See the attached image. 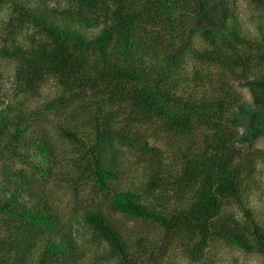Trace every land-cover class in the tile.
<instances>
[{
	"label": "trees",
	"instance_id": "16d2710c",
	"mask_svg": "<svg viewBox=\"0 0 264 264\" xmlns=\"http://www.w3.org/2000/svg\"><path fill=\"white\" fill-rule=\"evenodd\" d=\"M234 1L64 0L48 9L8 0L38 37L0 47L16 63L15 85L37 92L53 80L57 97L40 113L72 122L55 131L70 145L66 163L36 111L0 94V264H86L76 224L102 251L95 257L115 264H172L179 251L204 260L223 246L264 264L252 203L264 159L254 146L264 136V0H249L263 11L255 36ZM235 83L251 88L257 111ZM161 140L169 152L152 144ZM136 155L146 181L125 188V162ZM58 178L77 199L95 197L79 221L38 184Z\"/></svg>",
	"mask_w": 264,
	"mask_h": 264
},
{
	"label": "rangeland",
	"instance_id": "374dc122",
	"mask_svg": "<svg viewBox=\"0 0 264 264\" xmlns=\"http://www.w3.org/2000/svg\"><path fill=\"white\" fill-rule=\"evenodd\" d=\"M33 5L45 6L50 9H63L66 6L64 0H29ZM8 0L0 1V47H12L14 41H22L24 44H29L32 40L38 38L30 28L19 23L17 14L11 12ZM234 9L238 14L240 21L243 24L244 31L252 36L257 34L256 22L263 16V11L254 5L249 0H236L234 1ZM193 63L189 69H193ZM15 70L16 63L12 60L5 59L0 55V94L6 102L10 101L14 105L22 104L28 111H36L39 118L36 119V125L49 132L56 144L61 149V159L67 163L68 156L70 157L71 149L66 140L62 139L55 131L56 126L66 125L72 122L70 116L60 114H50L49 104H53L58 94V87L53 80H47L44 85L39 87L37 92L28 91L23 93L15 85ZM235 88L241 93L243 103L254 107V96L251 88L245 83H235ZM47 109L45 114L40 113L42 110ZM241 132L245 131L244 127L239 128ZM152 144L160 147L163 151L169 152L168 141H152ZM255 148L264 151V138L260 137L255 141ZM144 164L136 156H130L124 166L123 181L120 184L125 188L141 189L146 181ZM257 177L261 183L259 192L252 196L253 206L258 210L259 216L264 223V159L260 161L257 169ZM65 178H58L56 180L47 179L46 181L39 180L38 184L42 186L44 191L51 194L56 206L64 215L65 219L69 222L79 221L80 211L84 206L89 204L91 200H95L94 195L86 196L83 201L77 199L71 192L70 186L64 181ZM36 187H38L36 185ZM125 224L130 231L146 232L145 226L136 221H128ZM78 229V237L87 250L86 264H115L114 261L106 262L96 258L102 254L99 250L98 255H95L97 247H93L90 242V234L82 224H76ZM148 231V230H147ZM211 253L204 260L197 259L190 256L189 253L181 251L171 256L172 264H261V258L257 255L245 254L236 248L223 246Z\"/></svg>",
	"mask_w": 264,
	"mask_h": 264
},
{
	"label": "flooded vegetation",
	"instance_id": "af4514ba",
	"mask_svg": "<svg viewBox=\"0 0 264 264\" xmlns=\"http://www.w3.org/2000/svg\"><path fill=\"white\" fill-rule=\"evenodd\" d=\"M251 91H252V90H251ZM252 93H253V92H252ZM253 96H254V104H255V106H254V107H251V106H248V105H246V104H245V105L248 107V110H250V111H257L259 108H258V106H257V104H256V98H255L254 93H253ZM243 104H244V103H243ZM243 127L245 128V131H246L248 126H247V125H244ZM260 137H263V138H264V136H259L258 138H260ZM258 138H257V139H258ZM257 139H256V140H257ZM256 140H255V141H256Z\"/></svg>",
	"mask_w": 264,
	"mask_h": 264
}]
</instances>
